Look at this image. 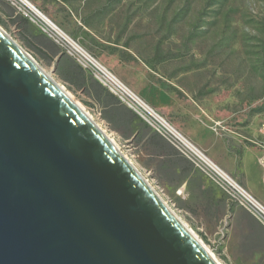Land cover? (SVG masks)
I'll return each instance as SVG.
<instances>
[{
    "label": "rangeland",
    "instance_id": "rangeland-1",
    "mask_svg": "<svg viewBox=\"0 0 264 264\" xmlns=\"http://www.w3.org/2000/svg\"><path fill=\"white\" fill-rule=\"evenodd\" d=\"M29 1L264 206L238 176L258 165L249 181L264 195V0ZM0 28L111 137L221 264H258L231 240L228 211L239 205L221 188L167 140L160 151L159 134L143 121L115 119L65 82L48 38L10 0H0Z\"/></svg>",
    "mask_w": 264,
    "mask_h": 264
},
{
    "label": "water",
    "instance_id": "water-1",
    "mask_svg": "<svg viewBox=\"0 0 264 264\" xmlns=\"http://www.w3.org/2000/svg\"><path fill=\"white\" fill-rule=\"evenodd\" d=\"M0 264H218L1 28Z\"/></svg>",
    "mask_w": 264,
    "mask_h": 264
},
{
    "label": "built area",
    "instance_id": "built-area-1",
    "mask_svg": "<svg viewBox=\"0 0 264 264\" xmlns=\"http://www.w3.org/2000/svg\"><path fill=\"white\" fill-rule=\"evenodd\" d=\"M28 22L36 25L40 32L53 41L63 53L97 81L117 100L135 112L151 129L172 144L189 159L194 167L203 172L216 186L221 188L231 201L247 210L264 226V206L222 169L211 163L206 155L189 142L170 123L136 96L125 84L102 66L97 59L70 38L45 14L22 0H10Z\"/></svg>",
    "mask_w": 264,
    "mask_h": 264
},
{
    "label": "crops",
    "instance_id": "crops-1",
    "mask_svg": "<svg viewBox=\"0 0 264 264\" xmlns=\"http://www.w3.org/2000/svg\"><path fill=\"white\" fill-rule=\"evenodd\" d=\"M71 60L74 61L73 59ZM85 73L89 75L87 71H85ZM104 90L107 92L109 96L117 100V98L114 95H112L106 89ZM119 106L125 112V113L123 112L124 114L122 113L119 114V118L127 119L129 116V117L134 118V120L140 119L141 121H143L135 112H133L130 108H128L123 103L119 102ZM143 123L145 122L143 121ZM259 171H260V168L258 167V165H254L252 170L249 172L243 166L242 171H241L242 173L241 175H238V176L241 178L244 185L249 186L252 189V192L255 195H257L260 198V200L264 203V195L262 192L263 187L261 185L251 186V182L249 181L250 180L249 176H253L254 172L258 173ZM228 213H229L228 221H229L230 236H231V240L234 241L235 246L238 247L239 251L242 252L249 259H253L254 257H257L258 264H264V226L255 217H253L249 212H247L245 209L239 206L233 205L228 211Z\"/></svg>",
    "mask_w": 264,
    "mask_h": 264
},
{
    "label": "trees",
    "instance_id": "trees-1",
    "mask_svg": "<svg viewBox=\"0 0 264 264\" xmlns=\"http://www.w3.org/2000/svg\"><path fill=\"white\" fill-rule=\"evenodd\" d=\"M46 40L47 48L51 53L57 56V62L61 63L60 77L67 83L71 84L75 88L81 90L87 95L93 97L98 103L102 106L107 107V109L112 113V117L119 119V114H124L125 112L119 106V101L113 99L107 94L101 85L94 81L90 75H87L85 71L78 66L74 61H72L69 56L62 51H59L57 45L51 40ZM124 112V113H123ZM129 123L135 122L134 118L129 117L126 119ZM155 138H158L157 147L160 151H165L168 148L167 142L158 135H155ZM174 155H177L175 152Z\"/></svg>",
    "mask_w": 264,
    "mask_h": 264
},
{
    "label": "bare ground",
    "instance_id": "bare-ground-1",
    "mask_svg": "<svg viewBox=\"0 0 264 264\" xmlns=\"http://www.w3.org/2000/svg\"><path fill=\"white\" fill-rule=\"evenodd\" d=\"M22 1H24V2H26L29 6H31V7H34V5L29 1V0H22ZM2 29V28H1ZM3 30V29H2ZM4 31V30H3ZM5 34L16 44V45H18L23 51H25L19 44H17L6 32H5ZM26 52V51H25ZM27 53V52H26ZM28 54V53H27ZM28 56H29V58H30V60L38 67V68H40L43 72H45L46 74H48L43 68H41V66L33 59V57L31 56V55H29L28 54ZM49 75V74H48ZM50 76V75H49ZM51 77V76H50ZM52 78V77H51ZM53 79V78H52ZM54 80V79H53ZM55 81V80H54ZM56 82V81H55ZM61 86V85H60ZM62 87V86H61ZM84 110V109H83ZM85 111V110H84ZM86 112V111H85ZM87 113V112H86ZM88 114V113H87ZM89 115V114H88ZM90 116V115H89ZM91 117V116H90ZM103 130V129H102ZM104 131V130H103ZM184 136V135H183ZM185 137V136H184ZM111 138V137H110ZM186 138V137H185ZM187 139V138H186ZM188 140V139H187ZM189 142H190V140H188ZM114 142V141H113ZM192 143V142H191ZM193 144V143H192ZM194 145V144H193ZM201 151V150H200ZM202 152V151H201ZM207 157V156H206ZM209 159V158H208ZM209 161L211 162V163H213V164H215L212 160H210L209 159ZM216 165V164H215ZM217 166V165H216ZM219 169H220V167L219 166H217ZM221 170V169H220ZM177 216V215H176ZM178 217V216H177ZM179 218V217H178ZM180 219V218H179ZM180 221L183 223V221L180 219ZM184 225H185V223H183ZM186 226V225H185ZM191 232H192V234L195 236V238L202 244V246L203 247H205L207 250H208V252H209V254H210V256L218 263V264H221L218 260H217V258L215 257V255L213 254V252H211L210 250H209V248L200 240V238H198L197 236H196V234H194L193 233V231L191 230Z\"/></svg>",
    "mask_w": 264,
    "mask_h": 264
}]
</instances>
